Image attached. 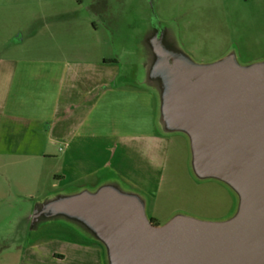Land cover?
Masks as SVG:
<instances>
[{
	"label": "rangeland",
	"instance_id": "obj_1",
	"mask_svg": "<svg viewBox=\"0 0 264 264\" xmlns=\"http://www.w3.org/2000/svg\"><path fill=\"white\" fill-rule=\"evenodd\" d=\"M7 5L17 8L7 13ZM0 27L1 54L20 34L23 42L12 47L16 55L41 57L60 49L66 58H114V83L120 86L142 85L159 32L167 35L164 45L196 64L227 56L239 66L264 63V0H0ZM162 137L159 189L154 199L142 197L147 220L162 226L176 216L203 222L231 218L236 193L221 181L196 176L189 136ZM5 144L0 142V264H12L13 250L35 240H88L68 221L34 218L59 191L49 177L52 162L28 149L22 156L11 154L13 142Z\"/></svg>",
	"mask_w": 264,
	"mask_h": 264
},
{
	"label": "water",
	"instance_id": "obj_2",
	"mask_svg": "<svg viewBox=\"0 0 264 264\" xmlns=\"http://www.w3.org/2000/svg\"><path fill=\"white\" fill-rule=\"evenodd\" d=\"M165 40L151 46L147 66L162 121L189 136L198 178L236 193V213L154 226L138 201L102 187L46 202L34 218L75 220L104 245L109 264H264V64L239 66L232 56L196 64Z\"/></svg>",
	"mask_w": 264,
	"mask_h": 264
},
{
	"label": "crops",
	"instance_id": "obj_3",
	"mask_svg": "<svg viewBox=\"0 0 264 264\" xmlns=\"http://www.w3.org/2000/svg\"><path fill=\"white\" fill-rule=\"evenodd\" d=\"M22 42L19 34L7 52L0 49V142H13L11 154L28 149L52 162L49 177L59 191L45 203L107 187L138 201L145 215L142 197L154 199L162 178V135L179 132L162 121L159 85L147 73L141 86L116 85L114 58H66L60 49L16 55L12 47ZM58 219L89 239L35 240L13 250L12 264H109L106 248L83 225Z\"/></svg>",
	"mask_w": 264,
	"mask_h": 264
},
{
	"label": "flooded vegetation",
	"instance_id": "obj_4",
	"mask_svg": "<svg viewBox=\"0 0 264 264\" xmlns=\"http://www.w3.org/2000/svg\"><path fill=\"white\" fill-rule=\"evenodd\" d=\"M156 37H157V39H162V38L166 37V33L159 32L156 34Z\"/></svg>",
	"mask_w": 264,
	"mask_h": 264
},
{
	"label": "trees",
	"instance_id": "obj_5",
	"mask_svg": "<svg viewBox=\"0 0 264 264\" xmlns=\"http://www.w3.org/2000/svg\"><path fill=\"white\" fill-rule=\"evenodd\" d=\"M151 224H153L154 226H158L157 224H154L153 221H150Z\"/></svg>",
	"mask_w": 264,
	"mask_h": 264
}]
</instances>
